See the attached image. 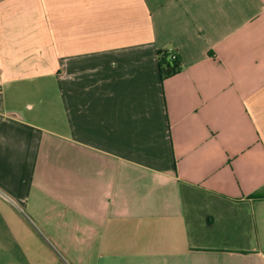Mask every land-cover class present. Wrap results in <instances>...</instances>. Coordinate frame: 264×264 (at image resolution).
<instances>
[{
  "label": "crops",
  "instance_id": "crops-1",
  "mask_svg": "<svg viewBox=\"0 0 264 264\" xmlns=\"http://www.w3.org/2000/svg\"><path fill=\"white\" fill-rule=\"evenodd\" d=\"M0 86V259L264 264V0H0Z\"/></svg>",
  "mask_w": 264,
  "mask_h": 264
},
{
  "label": "rangeland",
  "instance_id": "rangeland-1",
  "mask_svg": "<svg viewBox=\"0 0 264 264\" xmlns=\"http://www.w3.org/2000/svg\"><path fill=\"white\" fill-rule=\"evenodd\" d=\"M188 211H190V213H191V215H190L191 224L190 225H191V231H193V234H194L195 233V227H196V225H198V221H199V224L203 221V215L205 212L204 213L202 212L203 206H189ZM21 213L23 214L24 212H21ZM29 215H27L28 218H29ZM27 216L24 215V217H26V220L29 221L34 226V223L31 222V220L28 219ZM217 226H215V228H219ZM35 229H37V228H35ZM36 232H38V234L46 242V240L44 239L42 234L39 231H36ZM206 234L209 236L208 238H209L210 242L218 243L217 240H219V239H217V237L214 236L215 232L213 231V229L208 230L206 232ZM47 244L52 248V246H53L52 244H50L49 242ZM31 261L33 264H79L78 260H75V259L73 260L68 255H64V257H62L57 252H55V254L54 253L52 254L49 252L48 253L42 252L41 258H32ZM0 264H16V262L13 260H8L7 258H3V259H0Z\"/></svg>",
  "mask_w": 264,
  "mask_h": 264
},
{
  "label": "trees",
  "instance_id": "trees-1",
  "mask_svg": "<svg viewBox=\"0 0 264 264\" xmlns=\"http://www.w3.org/2000/svg\"><path fill=\"white\" fill-rule=\"evenodd\" d=\"M182 67V62L174 51H157V68L159 78L162 81L177 74Z\"/></svg>",
  "mask_w": 264,
  "mask_h": 264
},
{
  "label": "built area",
  "instance_id": "built-area-1",
  "mask_svg": "<svg viewBox=\"0 0 264 264\" xmlns=\"http://www.w3.org/2000/svg\"><path fill=\"white\" fill-rule=\"evenodd\" d=\"M1 92H2V88H1V86H0V95H1Z\"/></svg>",
  "mask_w": 264,
  "mask_h": 264
}]
</instances>
